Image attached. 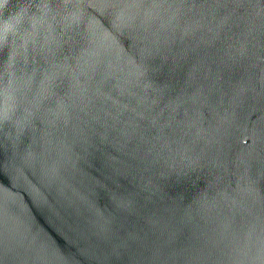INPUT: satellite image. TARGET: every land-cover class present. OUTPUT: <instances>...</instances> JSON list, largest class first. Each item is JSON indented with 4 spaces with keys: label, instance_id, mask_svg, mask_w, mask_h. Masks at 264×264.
<instances>
[{
    "label": "water",
    "instance_id": "95a60500",
    "mask_svg": "<svg viewBox=\"0 0 264 264\" xmlns=\"http://www.w3.org/2000/svg\"><path fill=\"white\" fill-rule=\"evenodd\" d=\"M0 264H264V0H0Z\"/></svg>",
    "mask_w": 264,
    "mask_h": 264
},
{
    "label": "snow or ice",
    "instance_id": "6c2138e0",
    "mask_svg": "<svg viewBox=\"0 0 264 264\" xmlns=\"http://www.w3.org/2000/svg\"><path fill=\"white\" fill-rule=\"evenodd\" d=\"M6 43L0 44V59H2L6 55Z\"/></svg>",
    "mask_w": 264,
    "mask_h": 264
}]
</instances>
